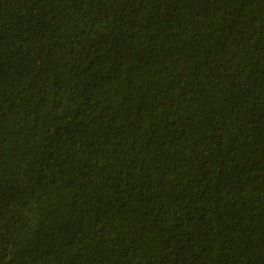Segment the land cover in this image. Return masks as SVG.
<instances>
[{"label":"trees","instance_id":"trees-1","mask_svg":"<svg viewBox=\"0 0 264 264\" xmlns=\"http://www.w3.org/2000/svg\"><path fill=\"white\" fill-rule=\"evenodd\" d=\"M0 264H264V0H0Z\"/></svg>","mask_w":264,"mask_h":264}]
</instances>
